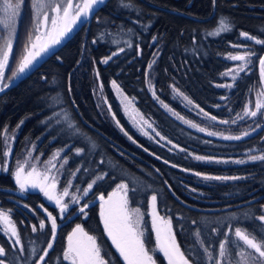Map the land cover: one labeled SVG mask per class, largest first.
Wrapping results in <instances>:
<instances>
[{
	"label": "trees",
	"instance_id": "obj_1",
	"mask_svg": "<svg viewBox=\"0 0 264 264\" xmlns=\"http://www.w3.org/2000/svg\"><path fill=\"white\" fill-rule=\"evenodd\" d=\"M221 21L228 25L226 30L221 29ZM32 22L26 2L6 76H11L22 55ZM219 28L222 31L216 32ZM257 39L262 43L257 44ZM243 47L256 57L227 90L222 76L230 67L226 55ZM260 56H264V0H109L104 4L87 30L80 29L38 70L0 95V211L7 213L21 241L15 244L0 230L5 264H36L49 241L53 247L40 264H69L63 252L77 224L96 237L101 254L108 253L111 264H124L103 230L95 202L120 183L129 185L127 207L139 209V230L156 264L166 263L156 250L149 224L147 203L152 195H157L158 214L171 221L190 264H217L222 241L226 246L221 264H240L248 252L235 236L236 228L257 238L264 235V223L257 219L264 207V161L250 159L264 155V124L239 139L204 135L164 111L151 97L146 77L149 72L157 97L176 110L181 111L172 100V88L204 112L223 119L240 110L250 91L259 86ZM97 82L119 127L97 108L93 96ZM112 82L179 150H169L129 127L112 93ZM10 142L14 149L3 170ZM30 147L39 163L63 150L58 187L68 186L81 195L95 181L90 193L62 218L39 191L21 192L13 179L15 161L23 159ZM235 159L244 161L235 163ZM197 175L225 179L196 183ZM84 204H88L86 216L78 212ZM49 212L58 225L54 239Z\"/></svg>",
	"mask_w": 264,
	"mask_h": 264
},
{
	"label": "snow or ice",
	"instance_id": "obj_2",
	"mask_svg": "<svg viewBox=\"0 0 264 264\" xmlns=\"http://www.w3.org/2000/svg\"><path fill=\"white\" fill-rule=\"evenodd\" d=\"M104 0H83L82 3H73V0H33L32 9L35 11L36 15L34 22L36 24V35L35 39L31 41L30 47H25V54L23 58L19 61L18 67L15 71L11 72V76H6V71L10 69V60L14 49L13 38H7L5 40V45L0 47V81L7 80L0 86V91L8 88L10 82H13L20 74L26 72L30 68L39 64L40 60L43 59L45 55H48L51 50L60 45L62 41L72 32L75 27L81 23L86 22L89 14L95 11L96 5L103 4ZM25 4V0H16V3H12L11 0H5L4 10L5 16L0 19V24H3L5 28H11L12 35L14 36L16 28L14 26V18L20 17L21 7ZM48 9H50L51 15ZM42 17V18H41ZM220 27L222 30H226L228 25L223 21L220 22ZM242 36H247L246 33H241ZM155 39V37L153 38ZM257 44L262 43L260 40L255 41ZM253 53L246 52L243 55H233L230 58L233 61H245L247 62L249 57ZM59 59V57H57ZM107 62V61H103ZM260 65V77L264 81V56L259 57ZM245 65L238 66L235 71H244ZM235 79V77H233ZM114 86H115V82ZM187 99V97H185ZM191 103V101H188ZM257 109L264 108V104L257 103ZM246 115L255 117L257 115L256 111L247 112ZM207 115V113H205ZM181 118L182 117H178ZM213 120L215 117H211ZM149 128L152 127L150 123L144 120ZM185 123H189L185 121ZM196 127L195 124L191 125ZM72 125H69L71 128ZM199 131H205L200 128ZM215 133L209 132L208 135H214ZM157 136L160 135L159 132L156 133ZM131 138V137H130ZM240 137H226V139H239ZM164 139V137H161ZM81 150H77L79 154ZM7 155V153H5ZM196 159H204V157H196ZM252 160L260 159L264 161V155L262 156H252ZM46 172H40L37 170L35 165L31 166V169L23 174V165H21L15 172V180L21 192L26 191L28 188L39 189V192L43 194L44 197L49 201H54L56 206L59 208L61 213H65L68 209L67 203H62L63 197L68 195L67 188H64L62 193H58L57 189V178L55 176H50ZM103 177H97V179H102ZM205 179H225L221 177H205ZM233 179H236L235 177ZM49 181H51L49 183ZM89 183L87 188L83 189L85 195L93 188V184ZM118 190L123 191V195L114 200L113 198L117 195L116 191L109 193L107 200L103 195L99 197L101 203V220L103 222L104 232L107 237L111 240L112 246L119 253V257L123 258L124 264H156V260L153 256L149 254V251L145 248V241L142 239L143 233L139 232L140 228V211L139 209L128 210V191L129 185L126 183H120L117 185ZM134 191V190H133ZM76 203L79 201L73 198ZM157 195H152L150 198V208H152V221L153 230L156 233V244L160 252L163 253L164 257L167 259L168 264H190V259L185 257V254L181 251L180 246L177 244L176 237L172 233L171 221H165L164 227L157 226ZM88 204H84L79 212L81 215H87L85 209ZM48 220L51 222V236L54 239L57 232V222L56 218L49 212L47 214ZM0 219H2L6 224H11L9 216L3 212H0ZM257 219L264 222V215H260ZM44 222L41 221L40 228H44ZM6 231H11L12 236H17V230L15 226H11ZM33 231H36L34 228ZM227 236V233H224ZM235 236L239 241L243 242V245L251 252L245 257L244 264H264V235L257 234L248 235L241 231L240 228H236ZM67 248L63 252V259L69 261V264H111V261L106 259L109 255L104 253L102 255V248L97 243L96 237L88 235L80 224H77L72 232L69 233ZM86 240L87 243L83 241ZM15 244L19 245L21 243L19 237L14 241ZM225 242L220 243V256L225 255ZM53 247L51 241L47 243V247L43 249V255L39 256V260L36 264L44 261L49 253V250ZM6 252L3 246H0V264H5Z\"/></svg>",
	"mask_w": 264,
	"mask_h": 264
},
{
	"label": "rangeland",
	"instance_id": "obj_3",
	"mask_svg": "<svg viewBox=\"0 0 264 264\" xmlns=\"http://www.w3.org/2000/svg\"><path fill=\"white\" fill-rule=\"evenodd\" d=\"M66 1L67 0H64V2H66ZM11 2L14 4V3H16V0H11ZM26 2H28L29 6L31 7L32 21H33L31 33H30V35H28L29 36L28 40H29L34 35V31H35V27H36V24L34 22V18H35L36 13L32 9L33 0H25V3ZM4 3H5V0H0V19H3L5 16ZM48 11L50 14L51 13L50 9H48ZM21 13L23 14V5L21 7ZM21 16L14 18V26L16 28V32H15L16 38H17L18 32H19V22H20ZM219 31H222V30L220 28L218 30H216V32H219ZM0 35L2 36L1 40L3 41L2 42V46H3L5 44V40L12 35L11 28H5L3 24H0ZM246 52L253 53V55H251L249 57L247 62H245V61H233L230 58L233 55H243ZM255 54H256L255 52H253V51L251 52L246 47H243V48H241L240 51L226 55V59L229 61L230 67L222 75L223 79L225 80V82L223 84L224 88H226L227 90L231 89L234 82L241 76V74L247 72L249 65L251 64L252 60L255 59L254 57H256ZM155 57L156 56H154V59H155ZM256 64L258 66H260L259 65V57H258V61L256 62ZM240 65H245L244 71H240V72L235 71V69H237L238 66H240ZM150 66H151V64L149 65L148 70L150 69ZM258 70H259V86L256 87L254 90L250 91L251 96L250 95L248 96L247 101L245 102L244 106L240 110L236 111L235 113H232V111H230L229 115L223 119H218L215 117V119L213 120L211 117H214V116H212L208 113H207V115H205L206 112H204L196 104H194L187 96H185L183 93H181L180 91H178L174 88L171 89V97H172L173 102L175 104H177V106L181 109V111L176 110V108L172 107L171 105L162 102L157 97L153 83L149 79V72L147 73V77H146V85H147V88H148V91H149L151 97L156 101V103L164 111H166L170 116H172L173 118H175L176 120H178L182 124L186 125L187 127L191 128V129H193L199 133H202L204 135H208L209 132L215 133L214 135H208V136H212V137H220V138H224V139H226V137H240L241 138V137H246L248 135L255 133L257 130H259L260 125L264 124V108L257 109V107H256L257 103L264 104V81H262L261 77H260V67ZM233 77H235V79H233ZM110 87H111L112 93L115 97V100L118 103L121 114L131 129H133L140 136L147 138L149 140L155 141L159 145L167 147L169 150H179V148H177L174 145H172L171 143L167 142L165 139H161L162 136L156 135L157 130L155 129L153 123L151 122V120L143 117L137 111V109L134 106L133 99L127 97L119 89V87L116 84L114 86L113 82L110 84ZM93 96H94L95 102L97 104V108L100 109L101 111H105L104 113H106L110 117V120L117 127H119L117 124L116 116L113 113L112 107L108 103L106 96L104 95V93L102 91V87H101L100 82L96 83V85L93 89ZM185 97H187V99H185ZM188 101H191V103H189ZM221 101H222V105H227V103L225 102V99H221ZM246 111L247 112L256 111L257 115L255 117L250 116V115H246L245 114ZM178 117H182V119L178 118ZM144 120H146L148 123H150L152 125V127L149 128L147 126V124L144 123ZM185 121H188L189 123H185ZM192 124H195L196 127H192L191 126ZM200 128H203L205 131H203V132L199 131ZM236 129H239V131H237ZM13 149H14L13 142L12 143L10 142L7 146L6 151H5V153H7V155H6V161H5L3 170H6V168H7L8 161H9V159L13 153ZM32 153H33V147H30V149L24 155L23 159H21L19 161H15V168L13 171V179L16 183L14 174L21 165H23L22 175L26 174V172L31 169L32 165H35L37 170L40 172H46L50 169L51 171L48 174L50 176H55L57 178V189H56V191L58 193H62L64 188H67V190H68V195L64 196L63 200H62V203L68 204V209L66 210L65 213H61L59 208L54 203V201H49V200H47L46 197H44V196L43 197L49 204H51L52 206H54L58 210L59 217L62 218L67 213V211L70 209L71 206L77 205L81 201V199L83 197H85L86 195L84 194V192L81 193V195H79L78 194L79 192H77L76 190L71 191L70 187H68V186L63 187V188L58 187L59 186V179L61 178L62 169L64 166V160H61L63 150L54 151L50 155V157L46 161H44L43 163H39L38 159L33 158ZM248 159L249 158L244 159V160H248ZM204 160L207 161L206 159H204ZM244 160L235 159L232 161L237 163V162H242ZM207 180L208 179L199 177L198 175L195 176V181H197L196 183L204 182ZM50 182L51 181H49V183ZM17 186L19 187V185H17ZM33 190L39 191V189H33ZM90 191L88 192V194L90 193ZM113 191L117 192V195L115 196L116 199H119L123 195V191L118 190L117 186L110 193H112ZM192 192H196V191L192 190ZM108 195L105 197L106 200H107ZM74 197L76 198V200L79 201L78 203H76L74 201V199H73ZM150 198L148 199V203H147V209H148L147 213H148V217H149V224H150L151 230L153 232L155 247H156V250L162 254L165 263L168 264L167 259L164 257L163 253L160 252L157 248L156 233L153 230V221H152V215H151L153 210L149 206L150 205ZM97 204L99 207L100 222H101V225L103 227V222H102L101 216H100L101 202H98ZM79 209H78V212H79ZM0 212H3V211H0ZM156 212H157V216H158V218H157L158 227H164V222L169 221V220L162 217L160 214H158L157 209H156ZM3 213L7 214L6 212H3ZM262 215H264V207L262 208ZM50 224H51V222H50ZM11 226H13L12 223L9 225V224H6L2 219H0V230L11 241H15L17 236H12L11 231H6V229H9ZM103 230H104V227H103ZM138 231L140 232L139 229H138ZM172 233H173V231H172ZM106 236H107V234H106ZM83 242L87 243L86 240H84ZM110 242H111V240H110ZM242 244H243V242H242ZM67 245H68V239L66 240V248H67ZM246 250L248 253L251 252L250 249L246 248ZM223 258H224V256L221 257L219 254L217 264H221V261ZM122 260H123V258H122ZM244 260H245V258L244 259L242 258L240 261V264H244ZM67 262H69V261H67Z\"/></svg>",
	"mask_w": 264,
	"mask_h": 264
},
{
	"label": "water",
	"instance_id": "obj_4",
	"mask_svg": "<svg viewBox=\"0 0 264 264\" xmlns=\"http://www.w3.org/2000/svg\"><path fill=\"white\" fill-rule=\"evenodd\" d=\"M109 0H104V3L103 4H100V5H96L94 6L95 7V11L94 12H91L86 20V22L84 23H81L79 24L78 26L75 27L74 31H72L63 41L60 45L54 47L51 52L48 54V55H45L43 57L42 60H40L39 64H37L36 66L30 68L29 70H26L25 73L23 74H20L13 82H10V86L6 89H4L3 91H0V95L3 94L5 91L13 88L14 86H16L19 82H21L22 80L26 79L28 76H30L33 72H35L36 70H38L40 68V66L47 60L49 59L51 56H53L66 42H68L80 29L82 28H85V30H87L90 22H91V19L93 18V16L95 15V13L104 5L108 2ZM67 2V1H66ZM65 2V3H66ZM83 0H73V3H82ZM51 15V13H50ZM42 18V17H41ZM35 35H36V27H35V31H34V35L28 40L27 44L25 47H30V43L32 40L35 39ZM9 38H13L14 40V46H15V42H16V33L13 35H11ZM5 45V44H4ZM3 45V46H4ZM2 46V47H3ZM24 47V49H25ZM23 49V52H22V55L20 57V59L18 60L17 64H16V67L14 69V71L16 70V68L18 67V64H19V61L23 58V55L25 54V51ZM14 51V49H13ZM11 61V60H10ZM8 71V70H7ZM6 71V73H7ZM6 82H9V81H6ZM5 83L4 81H0V86H2V84ZM170 193L172 194V196H174V198H176V196L170 191ZM100 197V196H99ZM99 197L96 199V202H101ZM177 199V198H176ZM158 226V224H157Z\"/></svg>",
	"mask_w": 264,
	"mask_h": 264
},
{
	"label": "bare ground",
	"instance_id": "obj_5",
	"mask_svg": "<svg viewBox=\"0 0 264 264\" xmlns=\"http://www.w3.org/2000/svg\"><path fill=\"white\" fill-rule=\"evenodd\" d=\"M114 200H117L115 197L113 198Z\"/></svg>",
	"mask_w": 264,
	"mask_h": 264
},
{
	"label": "crops",
	"instance_id": "obj_6",
	"mask_svg": "<svg viewBox=\"0 0 264 264\" xmlns=\"http://www.w3.org/2000/svg\"><path fill=\"white\" fill-rule=\"evenodd\" d=\"M67 240V239H66Z\"/></svg>",
	"mask_w": 264,
	"mask_h": 264
}]
</instances>
